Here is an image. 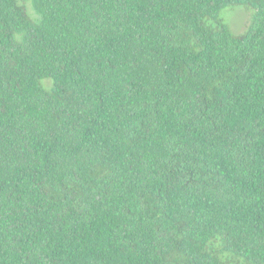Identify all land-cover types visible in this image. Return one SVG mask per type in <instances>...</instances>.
Masks as SVG:
<instances>
[{
  "label": "trees",
  "instance_id": "1",
  "mask_svg": "<svg viewBox=\"0 0 264 264\" xmlns=\"http://www.w3.org/2000/svg\"><path fill=\"white\" fill-rule=\"evenodd\" d=\"M0 264H264V0H0Z\"/></svg>",
  "mask_w": 264,
  "mask_h": 264
},
{
  "label": "rangeland",
  "instance_id": "2",
  "mask_svg": "<svg viewBox=\"0 0 264 264\" xmlns=\"http://www.w3.org/2000/svg\"><path fill=\"white\" fill-rule=\"evenodd\" d=\"M223 19L233 33L239 34L247 28L251 20V13L242 6L231 7L224 12Z\"/></svg>",
  "mask_w": 264,
  "mask_h": 264
}]
</instances>
